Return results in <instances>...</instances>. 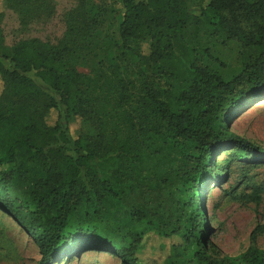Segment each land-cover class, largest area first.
Instances as JSON below:
<instances>
[{
    "label": "trees",
    "instance_id": "trees-1",
    "mask_svg": "<svg viewBox=\"0 0 264 264\" xmlns=\"http://www.w3.org/2000/svg\"><path fill=\"white\" fill-rule=\"evenodd\" d=\"M188 1L109 0L119 43L89 74L77 67L88 50L90 0L66 14L61 39H20L10 54H2L0 12V211L36 245L39 264L90 251L141 264L149 235L178 240L160 264L187 254L198 264H264L259 225L244 251L219 254L200 201L230 162L264 163L263 149L228 128L233 113L264 99V0H199L204 36L239 46L231 78L214 71L208 46L187 38L190 24L202 28L185 25ZM6 7L25 28L52 11V0ZM76 119L95 127L92 141L72 136ZM261 191L232 198L258 204Z\"/></svg>",
    "mask_w": 264,
    "mask_h": 264
},
{
    "label": "rangeland",
    "instance_id": "rangeland-1",
    "mask_svg": "<svg viewBox=\"0 0 264 264\" xmlns=\"http://www.w3.org/2000/svg\"><path fill=\"white\" fill-rule=\"evenodd\" d=\"M78 5L79 0H52L51 12L40 16V19L29 27L21 28L18 14L6 7V0H0V12L3 14L1 27L6 44L2 54H10L13 45L20 39L38 38L55 43L65 33L66 14L74 11ZM199 5V0H190L184 4L182 16L185 25L187 22L202 25L200 28L198 25L190 24L187 38L195 41L200 39L193 45L199 50L208 46L215 58L212 64L214 71L223 77L231 78L241 69L238 57L239 46L232 42L224 43L220 38L211 39L204 36L202 29L207 28L208 19L200 16ZM109 9V0H90L86 7L84 15L90 31L87 34L88 50L84 61L77 67L82 73L89 74L99 63L108 65L115 55V48L119 43L118 29ZM193 30H197V34L192 33ZM1 91L0 80V94ZM54 121L55 114L51 112L47 122L51 125ZM228 128L235 135L264 150V99L233 113L228 120ZM70 132L74 138L81 132L86 143L97 135L95 127L90 122H81L79 119L71 124ZM227 154L228 152H224L215 160L217 170L223 166ZM254 188L262 189L258 204L243 203L232 198V195L248 194ZM200 201L204 209L208 237L219 254L235 256L244 251L250 245V234L257 225L261 229L256 239V246L264 248V163L230 162L225 176L220 180L212 179L204 184ZM177 241L174 237L164 239L149 235L139 254L140 263L160 264L170 245ZM39 260L40 253L33 241L10 217L0 211V264H39ZM58 264L121 263L119 259L107 253L90 251ZM175 264L198 263L191 262V255L187 254Z\"/></svg>",
    "mask_w": 264,
    "mask_h": 264
}]
</instances>
